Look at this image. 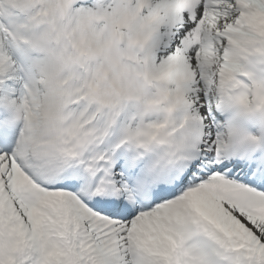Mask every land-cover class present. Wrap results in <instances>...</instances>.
<instances>
[{"label": "snow or ice", "instance_id": "1", "mask_svg": "<svg viewBox=\"0 0 264 264\" xmlns=\"http://www.w3.org/2000/svg\"><path fill=\"white\" fill-rule=\"evenodd\" d=\"M0 264H264V0H0Z\"/></svg>", "mask_w": 264, "mask_h": 264}]
</instances>
